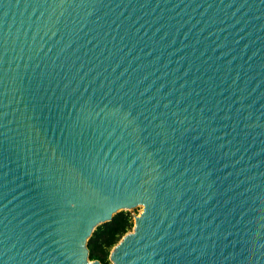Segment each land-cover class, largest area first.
<instances>
[{
  "label": "water",
  "instance_id": "1",
  "mask_svg": "<svg viewBox=\"0 0 264 264\" xmlns=\"http://www.w3.org/2000/svg\"><path fill=\"white\" fill-rule=\"evenodd\" d=\"M264 264V0H0V264Z\"/></svg>",
  "mask_w": 264,
  "mask_h": 264
},
{
  "label": "trees",
  "instance_id": "2",
  "mask_svg": "<svg viewBox=\"0 0 264 264\" xmlns=\"http://www.w3.org/2000/svg\"><path fill=\"white\" fill-rule=\"evenodd\" d=\"M132 222L128 214L120 212L112 220L96 228L88 240L87 248L90 261L110 264L109 255L121 238L132 229ZM100 253V257L97 254Z\"/></svg>",
  "mask_w": 264,
  "mask_h": 264
},
{
  "label": "rangeland",
  "instance_id": "3",
  "mask_svg": "<svg viewBox=\"0 0 264 264\" xmlns=\"http://www.w3.org/2000/svg\"><path fill=\"white\" fill-rule=\"evenodd\" d=\"M141 212H142V208L141 207H137V208H135L133 210L125 211L124 213L129 215V217L131 219V222H132V226H133L134 217H137ZM131 231H132V229L128 233H130ZM97 257H100V253L97 254ZM108 260H109V258H108ZM109 263L112 264L110 261H109Z\"/></svg>",
  "mask_w": 264,
  "mask_h": 264
}]
</instances>
